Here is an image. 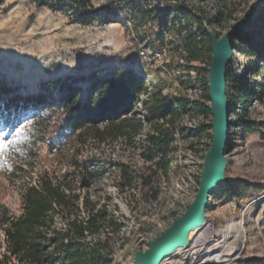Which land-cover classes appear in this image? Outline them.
<instances>
[{
    "label": "trees",
    "instance_id": "obj_1",
    "mask_svg": "<svg viewBox=\"0 0 264 264\" xmlns=\"http://www.w3.org/2000/svg\"><path fill=\"white\" fill-rule=\"evenodd\" d=\"M4 1L0 0V6ZM30 1L63 13L73 12L76 21L82 24L100 18L101 9L95 8L92 0ZM154 4L161 7V0H155ZM240 6L241 0H225L211 14L191 3L185 6L180 0L174 11L166 7L164 11L160 9V15H154L162 34L174 33L181 38L182 44L177 49L186 54L188 62H199L209 55L207 66L193 67L198 72L201 99L150 92L146 79L132 69L97 67L87 77L50 79L41 83L37 93L2 101L0 128L15 135V129L22 123L19 119L30 118L29 126L22 132L29 133L34 127L38 133L34 140H43L49 134L51 154L38 166L20 158L21 165L16 168L24 174L18 186L17 209L0 200L4 264H113L126 217L111 195L103 199L97 193L95 184L110 168L117 167L119 179L115 186L120 193L127 194L125 200L130 209L156 200L161 183L177 162L178 136L199 138L205 128H212L179 125V120L190 113L212 115L208 85L212 30L206 27L225 21L228 30ZM134 10L140 14L154 13L139 6H134ZM106 22L114 20L107 18ZM194 23L196 29L192 30ZM237 43L250 67L245 71L246 77L228 69L227 95L231 105L236 104L233 110H242L244 128L253 130L257 123L249 119L250 102L252 99L264 102V17L236 37L235 49ZM81 81L86 83L84 89L78 84ZM55 91L58 96L53 95ZM143 95H149L145 101L148 114L135 108ZM57 109H61V117L45 123V114ZM147 125L149 130L144 137ZM118 140L132 149L131 161L106 158L105 146L112 148ZM25 165L30 167L26 169ZM225 184L222 190L231 199L242 198L250 189L249 183L240 177H227Z\"/></svg>",
    "mask_w": 264,
    "mask_h": 264
},
{
    "label": "rangeland",
    "instance_id": "obj_2",
    "mask_svg": "<svg viewBox=\"0 0 264 264\" xmlns=\"http://www.w3.org/2000/svg\"><path fill=\"white\" fill-rule=\"evenodd\" d=\"M224 1L183 0V5L191 3L214 14L216 6ZM154 2L92 0L94 7L101 9L100 18L82 24L76 21L77 15L73 12L63 13L38 6L30 0H5L0 6V104L15 95L37 93L41 83L50 79L72 75L87 77L97 67L132 69L146 79L150 92L161 91L174 98L201 99L198 72L193 67L207 66L209 55L199 62H188L186 54L177 49L182 44L181 38L174 33L162 34L158 20L154 18V15H160V9L172 7L174 11L180 0H161V7ZM263 4L264 0H241L232 23L249 16ZM134 6L154 13H137ZM107 18L114 22H106ZM227 25L220 21L206 28L223 35ZM192 27V30L196 29V24ZM236 45L228 69H233L237 76L246 77L245 71L250 64L238 51V43ZM163 48L167 54L163 59H157L154 53ZM78 84L83 89L86 86L85 81ZM53 95L58 96V93L55 91ZM148 98L149 95H143L136 110L148 114L145 105ZM203 101L211 104L208 100ZM61 115V109H57L50 115L46 113L43 119L47 120L45 123H53ZM241 115L240 108H234L230 115L232 125L226 176L245 179L249 191L242 198L231 199L222 190L225 182L219 185L210 199L205 224L193 232L197 238L202 232L207 233L212 225L216 235H206L203 246H196L194 242L178 249L161 264H264V102L259 99L250 102L249 119L256 121L255 129L244 128L245 120ZM212 120L213 114L204 117L190 113L179 120V125L195 128L211 125ZM21 121L15 135L0 128V138L11 141L8 149L0 152V200L16 209L19 207L18 186L24 174L16 168L21 165L20 158L38 166L51 156L49 134L43 140H34V135H38L34 127L29 133L22 132L31 119L20 118ZM148 130L149 125L144 137ZM212 132V128H205L199 138L189 139L179 135L177 162L170 176L161 183L159 195L156 200L142 202L134 210L127 205V194L120 193L115 186L119 179L117 167L110 168L95 184L99 189L97 193L103 199L111 195L113 203L119 205L126 217V227L116 246L113 264H134V251L140 247L142 238L161 234L192 202L212 143ZM105 147L107 159L124 162L132 159V149L126 148L122 140L115 142L112 148ZM29 167L25 165L26 169ZM239 221L242 222L240 228L237 227ZM4 250V235L0 230V264H4ZM218 252L222 256L217 257Z\"/></svg>",
    "mask_w": 264,
    "mask_h": 264
},
{
    "label": "water",
    "instance_id": "obj_3",
    "mask_svg": "<svg viewBox=\"0 0 264 264\" xmlns=\"http://www.w3.org/2000/svg\"><path fill=\"white\" fill-rule=\"evenodd\" d=\"M262 17L264 4L249 16L234 22L222 36L210 32L213 55L208 67V85L212 99L213 132L212 143L203 162L199 187L185 211L161 234L150 240L145 249L134 253V264H161L171 253L187 247L190 234L205 224L210 199L227 179V153L232 125L230 115L233 110L227 95V71L234 58V41Z\"/></svg>",
    "mask_w": 264,
    "mask_h": 264
},
{
    "label": "built area",
    "instance_id": "obj_4",
    "mask_svg": "<svg viewBox=\"0 0 264 264\" xmlns=\"http://www.w3.org/2000/svg\"><path fill=\"white\" fill-rule=\"evenodd\" d=\"M236 53V49L234 50V54ZM167 54V52H166V49L165 48H163V49H161L160 51H156L155 53H154V56L157 58V59H163L164 57H165V55ZM230 135H231V128H230ZM229 146H230V137H229ZM228 148V147H227ZM228 154V153H227ZM194 234L195 233H191L190 234V243H189V246L190 245H192L194 242H195V239L196 238H194ZM156 236H151V237H146V238H142V240H141V244H140V247H138L135 251H134V253L137 251V250H139V249H145L146 247H147V244H148V242L150 241V240H153L154 238H155Z\"/></svg>",
    "mask_w": 264,
    "mask_h": 264
},
{
    "label": "bare ground",
    "instance_id": "obj_5",
    "mask_svg": "<svg viewBox=\"0 0 264 264\" xmlns=\"http://www.w3.org/2000/svg\"><path fill=\"white\" fill-rule=\"evenodd\" d=\"M232 225H234V224H232ZM244 225V224H243ZM242 226V222L241 221H239L238 223H237V227L238 228H240ZM229 227H231V226H229ZM235 228H236V226H235ZM243 229V228H242ZM239 231V230H238ZM225 232V231H224ZM241 232H242V230H241ZM244 232V231H243ZM216 235V230H215V228L211 225L210 226V229H209V231L206 233V232H202L197 238H196V240H195V243H196V246H203L204 244H205V242H206V240H207V238H206V235H210V236H212V235ZM245 235V234H244ZM214 249V248H213ZM220 249V248H219ZM216 256L217 257H220V256H222V254L220 253V252H218L217 254H216Z\"/></svg>",
    "mask_w": 264,
    "mask_h": 264
},
{
    "label": "snow or ice",
    "instance_id": "obj_6",
    "mask_svg": "<svg viewBox=\"0 0 264 264\" xmlns=\"http://www.w3.org/2000/svg\"><path fill=\"white\" fill-rule=\"evenodd\" d=\"M11 141L5 142L4 139L0 138V152H3L8 149Z\"/></svg>",
    "mask_w": 264,
    "mask_h": 264
}]
</instances>
